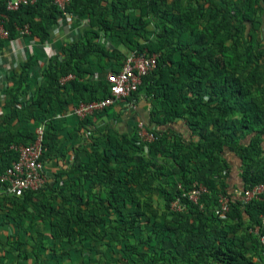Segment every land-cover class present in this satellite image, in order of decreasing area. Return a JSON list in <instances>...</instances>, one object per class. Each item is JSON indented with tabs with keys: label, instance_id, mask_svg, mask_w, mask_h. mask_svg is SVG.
<instances>
[{
	"label": "trees",
	"instance_id": "1",
	"mask_svg": "<svg viewBox=\"0 0 264 264\" xmlns=\"http://www.w3.org/2000/svg\"><path fill=\"white\" fill-rule=\"evenodd\" d=\"M220 1L202 24L196 22L201 18L198 7L170 14L162 8L163 0H113L111 5L70 0L63 10L50 0H39L16 11H8L0 1V23L8 33L6 40L0 38V51L25 28L29 34L24 38L46 43L50 28L65 13L89 19L83 35L61 47L64 60L56 57L39 71L42 83L34 93H23L20 86L6 92L12 113L0 121V175L17 161L12 147L34 142L35 129L44 121L41 161L52 154L60 128L48 120L52 112H62L73 101L77 106L108 96L105 78L94 83L84 78L91 73V56L98 62L123 57L97 45L101 33L116 35L129 52L157 55L156 69L143 77L132 95L144 90L146 98L161 104L163 117L157 124L162 129H147L152 140L137 131L130 137L116 132L93 136L89 148L75 154L64 170L66 178L51 191L58 205L49 204L43 212L54 238L69 245L107 239L109 248L119 245L129 264H264L259 241L264 237V195L243 203L235 189L242 193L264 183V34L254 24L264 0ZM128 10H138L139 15ZM152 17L164 27L149 38L146 29ZM246 23L252 24V32H246ZM35 55L21 63L22 73L29 67L36 70ZM69 74L74 78L61 85ZM177 121L186 124L188 140L166 127ZM80 152L86 153V162ZM228 155L240 161L241 185L227 182ZM194 184L208 190L198 203L182 198ZM46 186L20 198L1 196L11 204L8 216L30 218L28 207L39 209L33 199ZM221 194L229 200L225 219L215 214ZM155 195L161 214L153 206ZM176 200L183 207L180 211L171 210ZM142 232L143 237L138 236ZM132 237L139 239L132 244Z\"/></svg>",
	"mask_w": 264,
	"mask_h": 264
},
{
	"label": "crops",
	"instance_id": "2",
	"mask_svg": "<svg viewBox=\"0 0 264 264\" xmlns=\"http://www.w3.org/2000/svg\"><path fill=\"white\" fill-rule=\"evenodd\" d=\"M112 1L100 0L102 5H111ZM220 4V0H213L211 6L208 0H163L162 8L170 14H174L177 11L182 13L188 10L190 6L198 7L199 12L197 14L201 18L196 19V22L202 24L209 18L215 6L219 7ZM127 13L139 15L138 10H128ZM255 17L257 22L254 24H257L258 30L264 34V4H262V9ZM150 22L146 29V36L153 38L154 31L161 30L164 24L156 17H152ZM88 26L89 19L86 15L80 16L72 13L58 18L57 23L50 28L49 40L44 44H36L32 51L36 54L37 62H42L46 67L50 60L56 57L63 61L61 47L77 41ZM245 26L246 32L253 31L252 24L246 23ZM31 41L35 40L24 38L23 41H20L22 47L17 41H12V46L10 42H7L5 48L0 51V121L12 113L9 106L10 96L6 93L8 90L20 86L23 93L26 92L30 95L42 83L41 73L34 70L33 67L27 68L23 73L21 72V63L27 61L30 56L27 48ZM136 41L143 43L141 38L136 39ZM25 45L26 48H24ZM97 45L104 46L108 52L113 49L117 50L118 54L123 57L119 58L120 60L114 57L105 58L98 62L96 56H91L88 60L91 73L84 75L85 81L90 83L106 79V75L109 72H114L113 70L118 71L123 58L130 53L121 42V39L113 34L105 36L101 33ZM10 50L16 51L15 61L12 57L8 58ZM19 58H21V62L16 63ZM47 107V104H43L44 109H47ZM74 108L75 103L73 101V103H68L62 112H52L50 118H48V120L51 119L54 123L59 124L60 128L56 133L57 139L51 151L52 154L46 157L43 163L47 186L41 194H38V199H33L39 204V209L29 206L30 218L19 219L14 216L16 218L14 220L12 216L10 217L7 214L10 210L12 212L11 204L7 200L0 199V264H94L96 256L104 254L110 256L114 252L117 254L116 251H119V245L109 248L107 239L102 241L87 239L82 244L75 242L69 245L60 239L54 238V233L49 225L50 219L45 214L48 209L45 208L49 204L58 205L59 200L55 197V193L51 191H55L56 187L58 190L60 179L66 178L64 170H69V164L81 148H89L93 136L102 138L105 133L116 132L130 137L135 131L139 135L140 133H148L147 129L158 131L162 129V126L157 124L158 120L163 117L162 106L155 98H146L145 91L141 90L137 95H132L123 101L117 102L104 112L91 117L89 123L82 124L81 119L72 115ZM57 116H63V118L56 119ZM15 122L17 121L14 120L13 124H16ZM166 127L176 133H182L186 140L189 139L190 131L183 121L168 123ZM227 157L231 167L230 179L227 182L235 186L241 185L240 161L233 155ZM79 158L82 162H86V153L80 152ZM235 189L238 190L236 192L240 195V189ZM3 195L5 194L1 196ZM21 195L17 198H20ZM43 212L45 213L43 214ZM40 215H43L44 219ZM138 239L139 237H134L132 239L134 242H131L130 238V242L134 244ZM145 249L143 247L142 251H145ZM136 258L138 259V257H133V261H137ZM97 261L98 259L96 264Z\"/></svg>",
	"mask_w": 264,
	"mask_h": 264
},
{
	"label": "built area",
	"instance_id": "3",
	"mask_svg": "<svg viewBox=\"0 0 264 264\" xmlns=\"http://www.w3.org/2000/svg\"><path fill=\"white\" fill-rule=\"evenodd\" d=\"M5 1L6 9L8 11H16L23 5H32L39 0H0ZM53 4L57 5L60 10H63L65 4L70 0H50ZM68 14L65 13L64 16ZM28 30H19V37L12 41L21 42L24 36H28ZM0 38L7 39L8 33L4 29L2 23H0ZM12 46V44H11ZM35 41H31L28 45V51L31 55ZM26 48V45L24 46ZM9 57L15 61L16 51L10 50L8 52ZM19 61V59H18ZM18 61L16 63H18ZM157 67V55H149L147 53L130 52L124 58L121 67L117 72H109L106 75V81L109 84L108 96L95 100L89 103H80L73 109L72 115L83 120L88 116L96 112L103 111L104 109L129 98L133 93L138 90V87L142 84L143 77L152 73ZM44 68L42 62H38L36 70L39 72ZM73 75H68L60 80V84L72 80ZM63 116H57L56 119H61ZM43 134L44 125L35 129V140L29 145L13 146L12 148L17 151L18 158L9 168H7L3 174L0 175V196L5 194L10 197H18L27 191H39L46 186L47 178L44 172V164L41 161L43 153ZM140 136L145 140H152L153 136L149 133H140ZM208 192L207 188L201 184H194L190 191L182 194V198H187L190 202L198 203L201 196ZM264 195V183L254 186L252 189L243 191L241 197L243 203H248L251 200L259 199ZM183 207L179 200H176L171 210L180 211ZM229 212V200L227 196L219 195L217 199V206L215 208V214L220 219H225L226 214ZM261 224L264 225V214L261 216ZM258 228L255 229L257 232ZM259 241L264 245V237H260Z\"/></svg>",
	"mask_w": 264,
	"mask_h": 264
},
{
	"label": "rangeland",
	"instance_id": "4",
	"mask_svg": "<svg viewBox=\"0 0 264 264\" xmlns=\"http://www.w3.org/2000/svg\"><path fill=\"white\" fill-rule=\"evenodd\" d=\"M8 58H10V57L8 56ZM20 59L21 58H19L18 62H21ZM11 66H13V64H11ZM154 197L155 198H154L153 206L161 214L162 213V205H160L161 203L157 200V196L155 195ZM138 236L143 237V232L138 233ZM132 239L133 238H131V242H134V241H132ZM116 252H117V254L114 252V254H112L110 256H106L105 254L96 256L94 264H96L97 259H98L97 264H128L129 260L126 259L125 257H123V255H121V253L119 251H116ZM139 259L136 258V260H139Z\"/></svg>",
	"mask_w": 264,
	"mask_h": 264
}]
</instances>
